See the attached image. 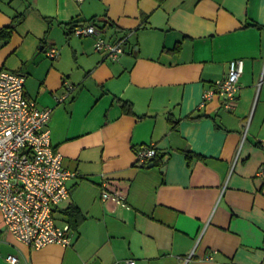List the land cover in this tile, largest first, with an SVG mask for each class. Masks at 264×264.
<instances>
[{"label": "crops", "instance_id": "crops-1", "mask_svg": "<svg viewBox=\"0 0 264 264\" xmlns=\"http://www.w3.org/2000/svg\"><path fill=\"white\" fill-rule=\"evenodd\" d=\"M22 12L0 65L53 108L52 143L75 173L55 218L79 216L70 244L36 248L0 211V264H264V0H0V28ZM92 18L107 39L129 34L117 61L66 25ZM237 58L230 107L205 100ZM146 146L157 154L143 165ZM104 181L126 205L102 198Z\"/></svg>", "mask_w": 264, "mask_h": 264}, {"label": "built area", "instance_id": "built-area-1", "mask_svg": "<svg viewBox=\"0 0 264 264\" xmlns=\"http://www.w3.org/2000/svg\"><path fill=\"white\" fill-rule=\"evenodd\" d=\"M73 33L94 36L95 49L114 61L127 51L129 34L107 39L96 19L75 25ZM46 55L54 59L59 49L51 45ZM243 70L242 58L231 60L226 76L204 93L205 100L221 95L225 106L230 107L238 95ZM25 82L24 74L0 65V211L6 227L18 240L36 248L51 243L66 246L71 243L72 227L57 223L55 208L69 195L67 181L75 173L64 167V156L52 143L49 123L53 108L41 107L28 97ZM73 87L67 84L58 101L69 96ZM156 154L154 146H146L139 152L138 162L144 165ZM102 198L127 204L126 194L108 188L107 181L102 182ZM7 259L19 263L14 254ZM112 264L137 261L125 258Z\"/></svg>", "mask_w": 264, "mask_h": 264}, {"label": "trees", "instance_id": "trees-1", "mask_svg": "<svg viewBox=\"0 0 264 264\" xmlns=\"http://www.w3.org/2000/svg\"><path fill=\"white\" fill-rule=\"evenodd\" d=\"M24 15H25L24 12L20 13L19 15H17L18 17L14 18L13 22H11L7 26L0 28V39L8 41L12 35V32L14 31L15 26L23 19ZM92 19L94 20V18H92ZM92 19H90V20H92ZM90 20H88V21H90ZM88 21H85V22H88ZM85 22L82 20L73 19L69 22H66V25L74 24L73 25V27H74L75 25H78L79 23H85ZM72 31H73V29H72ZM123 104H124V106H128V105H130V102L124 101ZM129 109H130V107H129ZM68 214L70 215L69 216V218H70L69 220L71 222L70 225L73 227V225H75L74 224L75 223V217L74 216L76 215L77 218L79 216L78 209L76 207L71 206L70 209H68Z\"/></svg>", "mask_w": 264, "mask_h": 264}, {"label": "water", "instance_id": "water-1", "mask_svg": "<svg viewBox=\"0 0 264 264\" xmlns=\"http://www.w3.org/2000/svg\"><path fill=\"white\" fill-rule=\"evenodd\" d=\"M153 165H154V163L151 162V163H150V166H153Z\"/></svg>", "mask_w": 264, "mask_h": 264}]
</instances>
